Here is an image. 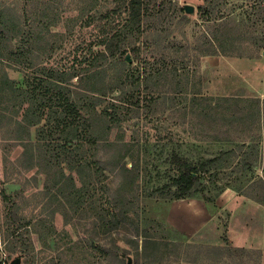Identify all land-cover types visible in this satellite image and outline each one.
<instances>
[{
    "label": "rangeland",
    "instance_id": "obj_1",
    "mask_svg": "<svg viewBox=\"0 0 264 264\" xmlns=\"http://www.w3.org/2000/svg\"><path fill=\"white\" fill-rule=\"evenodd\" d=\"M202 4L157 0L142 36L121 41L141 57L124 66L105 47L126 19L105 17L116 0H0V264H264L237 247L243 226L264 231L249 211L264 207V0ZM50 72L86 125L62 127L57 94L42 110L27 99ZM221 152L215 178L172 198L173 153ZM107 211L126 224L107 231Z\"/></svg>",
    "mask_w": 264,
    "mask_h": 264
},
{
    "label": "trees",
    "instance_id": "obj_2",
    "mask_svg": "<svg viewBox=\"0 0 264 264\" xmlns=\"http://www.w3.org/2000/svg\"><path fill=\"white\" fill-rule=\"evenodd\" d=\"M157 0H116L117 5L111 11L105 13V17H108L112 14H116L118 17H121L122 14H126V19L124 20L125 23L122 24L121 27L117 28V25L113 27V33L110 35L109 42L111 45L108 47L105 46L107 49L110 58L119 65H124L126 62L125 54L127 51L121 49V41L128 38L129 36H135V38L139 39L142 34L143 30L141 25L142 21L149 17L152 14V10L156 7L155 2ZM218 0H203L204 4L199 5L197 9L200 12H203L205 16H208L210 13L211 7H213L214 3ZM162 4V3H161ZM179 11H184L183 7H180ZM0 24L3 26L0 29V43L5 38L6 32V24H4V20L0 18ZM5 28V29H4ZM19 51L18 49H14ZM130 56L133 62H137L141 60L139 48L133 47L130 49ZM16 51L11 50L10 54L14 55ZM50 78L48 81H43L42 79L37 80V83H30L26 82L27 87L24 90L27 99L36 101L41 105L40 109H45L47 105L45 102H48L45 98L50 94L51 98L55 97L56 94L59 97L58 99L61 100L62 110L64 115L61 116L59 123L62 127L67 130L70 128L78 129L80 124L86 125L83 120V117L75 104L71 101L69 96L64 95L61 91H57L56 93L53 92V85L56 86L59 84L60 79L56 73H49ZM33 84L35 85L34 87ZM30 88V89H29ZM50 98V99H51ZM48 99V100H50ZM113 105V104H112ZM115 106V105H113ZM104 114L109 118V122H117L119 118L114 114L113 111L104 110ZM43 115L41 112L38 119ZM39 124V122L37 123ZM73 147L70 144V140L66 141L63 145V148L69 149ZM228 153L221 152L218 156L212 157L210 159H206L204 162L201 163H193L188 159L182 157L177 153H173L170 158V162L173 166V170L175 174L171 177V181L168 187L172 188V191H169L170 195L174 199H184L192 197L193 193L199 188L204 185L201 183V176L209 173V178H215V171L221 161V159L226 156ZM212 172L210 173V171ZM222 190V189H221ZM2 194L5 198V192L2 191ZM120 214V215H119ZM113 213L108 212L105 217H101V222L103 224V228L107 229V231L117 230L120 226H124L125 219L127 216L124 213ZM136 234L139 235L138 227L135 228ZM137 247V246H136ZM101 254L105 253V249L101 246L95 247ZM239 251L244 252L243 248H238Z\"/></svg>",
    "mask_w": 264,
    "mask_h": 264
},
{
    "label": "crops",
    "instance_id": "obj_3",
    "mask_svg": "<svg viewBox=\"0 0 264 264\" xmlns=\"http://www.w3.org/2000/svg\"><path fill=\"white\" fill-rule=\"evenodd\" d=\"M250 210L248 209V207L246 206V211L248 212V210L250 212H259L260 210L263 211L262 214V220L264 221V207L260 206V205H250ZM250 217L252 218L253 222H257L259 220V215H255V214H251ZM261 220V221H262ZM247 227L243 226L240 231H238L237 234V239L239 240L240 244L237 245V247L239 248H248L251 247V245H255L256 248H258L259 250H263L264 251V231H262L261 229L258 231H247Z\"/></svg>",
    "mask_w": 264,
    "mask_h": 264
},
{
    "label": "water",
    "instance_id": "obj_4",
    "mask_svg": "<svg viewBox=\"0 0 264 264\" xmlns=\"http://www.w3.org/2000/svg\"><path fill=\"white\" fill-rule=\"evenodd\" d=\"M183 8H184L185 13H187V14H193V12H194V8H193V6H191V5L185 4ZM263 55H264V51H263ZM125 57H126V60H127L128 62L131 61V59H130V57H129V54H127ZM10 264H20V261H19V259H15V260H14L12 263H10ZM126 264H132V259H131L130 257H127Z\"/></svg>",
    "mask_w": 264,
    "mask_h": 264
}]
</instances>
